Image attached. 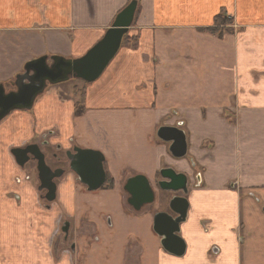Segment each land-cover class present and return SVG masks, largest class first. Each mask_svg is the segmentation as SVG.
<instances>
[{
	"label": "crops",
	"instance_id": "0c3cea01",
	"mask_svg": "<svg viewBox=\"0 0 264 264\" xmlns=\"http://www.w3.org/2000/svg\"><path fill=\"white\" fill-rule=\"evenodd\" d=\"M130 1L12 0L7 13L0 0V85L13 91L39 58L82 57ZM136 2L128 36L138 47H121L83 86L81 114L80 101L56 85L0 122V264H264V0ZM220 13L232 23L219 38L207 29ZM164 32L183 34L187 47L164 51ZM198 37L204 47L193 53ZM199 64H208L207 75L195 71ZM160 127L184 133L186 157L169 154ZM50 131V146L99 152L112 188L87 192L67 174L52 209L40 208L37 181L11 150L38 145ZM164 168L188 178L181 256L168 254L153 231L168 200L158 194L135 212L123 190L128 178L144 176L156 193Z\"/></svg>",
	"mask_w": 264,
	"mask_h": 264
},
{
	"label": "water",
	"instance_id": "95a60500",
	"mask_svg": "<svg viewBox=\"0 0 264 264\" xmlns=\"http://www.w3.org/2000/svg\"><path fill=\"white\" fill-rule=\"evenodd\" d=\"M136 1H131L115 18L110 29L84 56L76 60H65L61 57H52V64H47V58L42 57L32 61L24 67V73L16 78V92L5 94L0 86V121L13 111L30 110L35 99L42 94L46 84L57 85L69 78L92 83L102 74L110 61L118 52L122 38L131 27L136 11ZM26 81V83H25ZM157 138L169 144L168 151L175 159L186 156L187 146L185 135L177 128L161 127L157 130ZM71 156L69 170L83 184L87 191L99 190L105 183L103 170V156L92 150L74 151ZM16 163L23 167L30 159L36 162L38 191H46L44 199L51 203L55 200L56 186L52 182L58 178V173H52L45 164V156L37 145L11 150ZM161 181L157 180L161 192H171L175 195L168 204L169 213H158L153 218V231L161 237V246L173 256H181L184 252V243L179 238L180 224L185 221L188 211L187 176L177 174L171 169L161 170ZM127 195L126 203L135 212L154 201V192L150 182L144 176L129 178L123 187ZM64 233L67 229L63 228Z\"/></svg>",
	"mask_w": 264,
	"mask_h": 264
},
{
	"label": "rangeland",
	"instance_id": "374dc122",
	"mask_svg": "<svg viewBox=\"0 0 264 264\" xmlns=\"http://www.w3.org/2000/svg\"><path fill=\"white\" fill-rule=\"evenodd\" d=\"M12 6V0H5V12H7V13H11V7ZM4 19H5V16H0V20L3 22L4 21ZM8 20H9V17L7 18ZM231 19V18H230ZM171 31H174V30H171ZM168 32H164L163 33V37H162V42H163V44L164 45H162V49L164 50V51H167V52H172L173 50H175V49H179V48H182V47H187L183 42H182V38H184V36H182L183 34H181V36L178 38L177 37V35H176V33L175 32H171V33H169V34H171V37L167 34ZM126 39H128L129 40V43H127V44H124L123 45V43H122V47H127V48H130V49H136L137 47H138V39L136 40V39H131L129 36H127L126 37ZM190 39L191 38H189V39H187V40H189L190 41ZM203 39H201V38H199L198 37V39L196 38V39H193L192 40V45L189 43V45L191 46V50L193 51V53H195V52H197L199 49H201V48H203L204 46H203V41H202ZM194 43H197L198 45L200 44V46L201 47H199V48H196L195 47V45H194ZM48 63V62H47ZM198 74H200V75H207L208 74V64L206 65V66H204V65H202V64H199L198 65V68L195 70ZM24 72V71H23ZM18 76H20V74H18L17 76H16V78L18 77ZM89 84H85L84 82H82V81H79V80H75V79H70V80H68V81H66V82H64V83H62V84H59V86H62V88H60V87H57V90H63V91H65L66 89H67V91L69 92V94H70V99L72 100V99H78L79 101L81 100V97H82V93H83V91H84V89H83V86H88ZM50 89L52 90L53 89V87H51V86H47L46 87V90H45V92H48V91H50ZM65 95H66V93L65 92H63V94H62V96H59V98L61 99V100H64L66 97H65ZM41 96V95H40ZM40 96H38L37 97V99H39L40 98ZM83 105H76L75 104V112H74V114H76V115H79L80 114V112H81V110H82V107ZM221 117H223V118H225L226 120H229L228 118H226L225 117V115H223V116H221ZM250 120H252V119H250ZM42 151L44 152V153H46V155H47V158L45 159V163H46V165L47 166H50V167H53V160L51 159V153L52 152H54L53 151V149H51V148H42ZM55 153V152H54ZM37 192H38V195H37V199H38V204H40L41 206H42V209H45V207H47L49 210H50V207H52V205L54 204H51L50 205V203H47V201L44 199V196L42 195V194H44L43 192H40V191H38V189H37ZM156 194H162V198H163V200H164V202L166 203L167 201H166V199H167V197L170 195V194H172L171 192H162V193H159V191H157V193ZM45 200H43V199ZM164 203V204H165ZM167 204V203H166ZM45 206V207H44ZM164 207H165V205H164ZM41 208V207H40ZM61 218L60 219H58V222H59V228H58V230H59V233L63 236V234L61 233ZM63 247H65L64 246V242L63 243H60L59 245H58V248L59 249H63ZM57 248V247H56Z\"/></svg>",
	"mask_w": 264,
	"mask_h": 264
},
{
	"label": "flooded vegetation",
	"instance_id": "af4514ba",
	"mask_svg": "<svg viewBox=\"0 0 264 264\" xmlns=\"http://www.w3.org/2000/svg\"><path fill=\"white\" fill-rule=\"evenodd\" d=\"M51 138H54L53 135H52V133H51V131L50 132H47V133H44V134H41L40 135V138H39L40 143L38 145L37 144H35V145H37L39 147L40 151L44 154L45 159L47 158V155H46V153H44L42 151V148H44V149L45 148H51V149H53V151L55 150L54 151L55 153L54 152L51 153V159L53 160L52 161L53 162V167H50V166H47V165L46 166L50 169V171L52 173H58L59 174L58 175L59 176L58 178H55V179L52 180V182L54 183V185L57 187L58 184L61 183V181L63 180V178L67 174L73 175V173L69 170V163L71 161L70 158H71V156L76 155V153L74 152L76 149H79V150H83V149H80V148H78L76 146H72L70 149L61 150L60 145L55 144V146H50L51 144L49 143L48 140H51ZM24 167L29 171L30 175L32 177H34L35 180H37V182H38V174H37V170H36V162L35 161H32L30 159L24 165ZM103 170H104V174H105V183H104V185L100 189H110V188H112V182H111V179L108 178L107 173L105 172L104 162H103ZM108 181H109V184H110L109 187H108ZM38 187H40L39 182H38ZM84 189L87 191V189H86L85 186H84ZM56 190H57V188H55V200H56V192H57ZM96 191H98V190H96ZM40 192H43L44 193V194H42L43 196L46 194V191H44V190H42ZM87 192H89V191H87ZM93 192H95V191H93ZM54 202L55 201L51 202L50 205L53 204ZM40 207L42 208V206H40ZM45 209L49 210L47 207H45ZM50 209H52V207H50ZM167 213H169V211H167ZM61 227H62V230H63V228H66L67 229V235H66V238H67L70 226H68L66 224V222H63Z\"/></svg>",
	"mask_w": 264,
	"mask_h": 264
},
{
	"label": "trees",
	"instance_id": "16d2710c",
	"mask_svg": "<svg viewBox=\"0 0 264 264\" xmlns=\"http://www.w3.org/2000/svg\"><path fill=\"white\" fill-rule=\"evenodd\" d=\"M223 13L218 14L215 18H214V25L212 28L207 29L209 32H211L212 34H215L217 36H219V38L223 35V31L225 32V29L227 27H229L231 25V21L232 19L224 17L222 15ZM129 43V40L126 39V37L123 40V44H127ZM84 101V94L82 93V97L81 100L79 102L78 105H81ZM110 186L109 181H108V187Z\"/></svg>",
	"mask_w": 264,
	"mask_h": 264
}]
</instances>
